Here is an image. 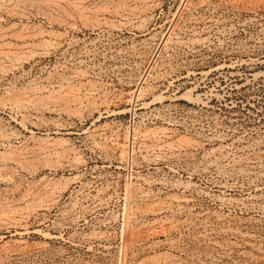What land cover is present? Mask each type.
I'll list each match as a JSON object with an SVG mask.
<instances>
[{"label":"rangeland","instance_id":"rangeland-1","mask_svg":"<svg viewBox=\"0 0 264 264\" xmlns=\"http://www.w3.org/2000/svg\"><path fill=\"white\" fill-rule=\"evenodd\" d=\"M0 264H264V0H0Z\"/></svg>","mask_w":264,"mask_h":264},{"label":"bare ground","instance_id":"bare-ground-1","mask_svg":"<svg viewBox=\"0 0 264 264\" xmlns=\"http://www.w3.org/2000/svg\"><path fill=\"white\" fill-rule=\"evenodd\" d=\"M252 236V235H251Z\"/></svg>","mask_w":264,"mask_h":264}]
</instances>
